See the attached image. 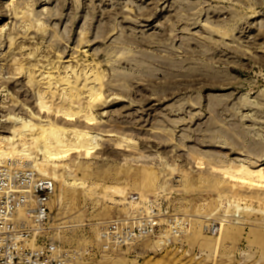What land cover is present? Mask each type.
Listing matches in <instances>:
<instances>
[{"label":"rangeland","instance_id":"374dc122","mask_svg":"<svg viewBox=\"0 0 264 264\" xmlns=\"http://www.w3.org/2000/svg\"><path fill=\"white\" fill-rule=\"evenodd\" d=\"M51 60L99 67L94 111L50 95ZM23 123L0 186L52 189L44 264H264V183L224 174L264 168V0H0V142Z\"/></svg>","mask_w":264,"mask_h":264},{"label":"bare ground","instance_id":"6f19581e","mask_svg":"<svg viewBox=\"0 0 264 264\" xmlns=\"http://www.w3.org/2000/svg\"><path fill=\"white\" fill-rule=\"evenodd\" d=\"M31 54V53H30ZM35 54V53H34ZM33 55V54H32ZM44 58V57H43ZM58 59H60L59 58V55H58V57H57ZM57 59V60H58ZM50 60V59H49ZM82 60V59H81ZM61 61V60H60ZM60 61H53V60H51V62L50 63H48V65L46 64V65H38V66H40V68H38V71H40L41 73H39L41 76H42V78L40 79L41 81L40 82H42V84H44V85H46L47 87H46V89H48V90H51V93H53V94H51L50 93V95H54L55 93H57V92H55V90H54V88H56V86H58V84L61 86V87H63V89H62V98H63V103L65 102L71 109L73 108V110H74V108H81V109H88V110H91V111H94V109H96V107H97V103H98V100H99V98H100V100H101V94H102V92H101V88L100 87H97V85H103V83H104V75H103V73L102 72H99V70H97L96 69V66L94 67V66H92V64L90 65H88L87 64V67L89 66L90 68L88 69V70H86L85 69V67L84 66H80L81 68L82 67H84V69H83V72L81 73V72H79L80 74H77L78 76H76L75 75V73L76 72H72L71 70H70V72L68 71L67 72V70L69 69V67L68 66H66L65 67V69H64V71L66 70V72H65V74H62L61 73V71H62V69L60 70V67L58 66V63L60 64L61 62ZM86 64V63H85ZM32 65V64H31ZM49 65L51 66V67H49ZM96 65V64H95ZM97 65H99V64H97ZM37 66V65H36ZM61 66V65H60ZM70 66V65H69ZM62 67V66H61ZM86 67V68H87ZM24 68V67H23ZM26 68V67H25ZM36 68V67H35ZM21 69H22V67H21ZM29 69H31V68H29ZM74 69V68H73ZM26 70V69H25ZM33 70V69H32ZM78 70V69H77ZM29 71V70H28ZM73 71H75V70H73ZM27 72V71H26ZM30 72V71H29ZM33 72H35V69L33 70ZM37 72V71H36ZM71 72H72V74L74 73V79L73 78H71L70 76H68V73H70L71 74ZM28 73V72H27ZM29 74H31V73H29ZM33 74V73H32ZM29 77V76H28ZM32 77V76H31ZM37 81H39V79L37 80ZM31 82H32V80H31ZM37 83H39V82H36V84ZM100 88V89H99ZM54 90V91H53ZM47 91V90H46ZM56 91H58V90H56ZM60 91V90H59ZM38 92V91H37ZM50 92V91H49ZM45 93V92H44ZM85 93H87V94H89V97H87L85 100H83V95L85 94ZM46 94V93H45ZM49 94V93H48ZM42 95H44L43 93H42ZM45 97V96H44ZM58 97H59V95H58ZM42 100H43V98H42ZM42 100H41V103H42ZM99 100V101H100ZM48 102V101H47ZM46 103V102H45ZM49 103V102H48ZM77 104H79L78 106H77ZM42 105H45V104H43L42 103ZM41 106V105H40ZM66 106V105H65ZM67 106V107H68ZM42 107H45V106H42ZM68 107V108H69ZM68 108H67V110H68ZM70 109V110H71ZM80 109V110H81ZM76 110V109H75ZM74 110V111H75ZM65 111V110H64ZM76 111H79V110H76ZM82 111V110H81ZM55 112V111H54ZM80 112V111H79ZM62 113H63V111H62ZM64 114H66V113H64ZM79 114V113H78ZM69 117L70 116H74V114L72 113V114H67ZM67 115H65L64 117H66ZM90 115V114H89ZM67 116V117H68ZM63 117V116H62ZM65 119V118H64ZM87 119H89V121H91V120H93L94 119V117H92V116H87ZM69 120V119H68ZM79 120V119H78ZM95 121V120H94ZM29 122V121H28ZM22 123V122H21ZM51 125V127H52V124H50ZM33 125L32 124H28V123H23V125L20 127V128H13V131L11 132L12 133V136L11 137H9L8 139H3V140H1L2 142H0V157L2 156H5V151L2 149V147H3V143L5 144V142L7 143V144H10L11 145V143H14V141L15 140H19V139H22V140H27V136H29V134L27 133V130H29L28 128H31L30 130H32V131H30V132H32L33 133V131H34V129L35 128H33L32 127ZM43 126V125H42ZM55 126V125H54ZM53 126V127H54ZM45 126H43V127H40V128H38L37 129V131H36V134H33V135H35L34 136V138H33V140H32V138H30L31 140H29L30 142L32 141V142H34V140L36 141H38V142H40V141H42L41 143H43L42 144V146H41V144L39 143V145L42 147V150H44V152H46L47 153V150H48V148H49V150H50V144H51V148L53 149V147L55 148L57 145L59 146L58 148L59 149H56V153H53L52 151V153L48 150V154H49V152H50V155L51 156H53V157H51L50 155V157L48 158V159H53L56 155H57V150H60V146H62L61 147V150L60 151H58V157H59V155L61 154V153H63L64 152V150H63V152H62V148L65 146V145H61V144H64V140H63V138L61 137V135L59 136L57 133V131H55L54 130V128H51L50 126H49V128H44ZM37 128V127H36ZM65 130V129H64ZM63 131V130H62ZM67 131V130H66ZM61 134V133H60ZM65 134V133H64ZM84 136H88V133H84L83 134ZM25 136V137H24ZM82 136V135H81ZM64 137V136H63ZM92 137V136H91ZM93 137H95V136H93ZM4 138V137H3ZM26 138V139H25ZM81 138V137H80ZM84 139H86V138H84ZM89 139H90V136H89ZM91 140H92V138H91ZM20 141V140H19ZM28 141V140H27ZM66 141V140H65ZM37 142V143H38ZM63 142V143H62ZM85 142V141H84ZM90 142V141H89ZM56 144V145H52V144ZM68 143V142H67ZM83 143V142H82ZM15 144V143H14ZM60 144V145H59ZM24 145H26V143L24 144ZM71 145V144H70ZM16 146V145H15ZM22 146V145H21ZM39 146V147H40ZM66 146H67V144H66ZM64 147L63 149H67L68 150V148L70 149V147ZM10 147V146H9ZM32 147V146H31ZM12 148V147H11ZM13 148H15V147H13ZM19 149H20V147H19ZM13 150V149H12ZM66 150V151H67ZM16 152V151H15ZM28 152V151H27ZM61 152V153H60ZM89 152V151H88ZM11 153H13V151L11 152ZM45 153V154H46ZM64 153H66V152H64ZM10 154V153H9ZM15 154V153H14ZM47 154V155H48ZM67 154V153H66ZM57 158V157H56ZM55 158V159H56ZM231 168L232 167H234V166H230ZM227 168V167H226ZM236 168V169H235ZM225 168H222V170H224ZM228 169H230V168H228ZM233 170H235V171H226V170H224V171H226V172H224V174L225 173H229V174H232L231 176H233V174H235V173H238V175L239 176H236L237 178H240L241 180H242V182L245 184V183H250V184H253L254 185V183H258L259 185L261 184V183H264V168H260V169H252L249 165L247 166V165H245V164H241V165H236V167H234V168H232ZM229 174H227V175H229ZM226 175V174H225ZM230 176V177H231ZM233 178H235V176H233ZM77 182V181H76ZM76 182H74V184L76 185ZM241 183V182H240ZM71 184V183H70ZM257 184V185H258ZM72 185H73V183H72ZM256 185V184H255ZM258 185V186H259ZM264 185V184H263ZM240 187V186H239ZM120 193L122 192V190L121 191H119ZM253 193V192H252Z\"/></svg>","mask_w":264,"mask_h":264},{"label":"built area","instance_id":"2783aa9c","mask_svg":"<svg viewBox=\"0 0 264 264\" xmlns=\"http://www.w3.org/2000/svg\"><path fill=\"white\" fill-rule=\"evenodd\" d=\"M41 191L0 186V264H44L37 246L49 217L43 200L52 189L44 188V198L37 197Z\"/></svg>","mask_w":264,"mask_h":264}]
</instances>
